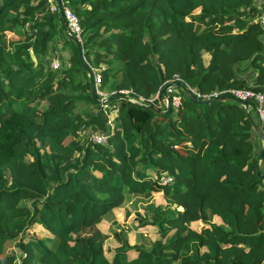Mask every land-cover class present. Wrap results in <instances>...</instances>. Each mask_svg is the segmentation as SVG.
<instances>
[{"label": "trees", "instance_id": "1", "mask_svg": "<svg viewBox=\"0 0 264 264\" xmlns=\"http://www.w3.org/2000/svg\"><path fill=\"white\" fill-rule=\"evenodd\" d=\"M59 4L79 17L88 71ZM260 16L256 0H0V264H263L254 102L179 91L178 108L152 109L177 79L199 98L264 92ZM248 69L251 80L238 75ZM95 73L109 96L130 89L152 102L95 103ZM128 201L124 227L114 211ZM110 236L119 244L106 248ZM14 238L19 254L2 257Z\"/></svg>", "mask_w": 264, "mask_h": 264}, {"label": "built area", "instance_id": "2", "mask_svg": "<svg viewBox=\"0 0 264 264\" xmlns=\"http://www.w3.org/2000/svg\"><path fill=\"white\" fill-rule=\"evenodd\" d=\"M63 13H64V18L66 20V25L69 28V31L76 36L77 39L80 40V33H81V25L79 21L78 15L73 11V9L69 6L62 7ZM52 9L55 11L58 8L56 7L55 4L52 5ZM262 18V24L264 27V17ZM60 65L59 58L52 57L50 58V66L53 68H57ZM177 77V76H176ZM95 78V92L100 96V98L104 99L109 96V94L100 89L98 87V84L100 83L101 79L98 73H95L94 75ZM178 80V79H177ZM231 93L239 97L240 99H244L246 101L252 100L254 102V107H255V112L257 114V121L259 122V125L261 126L262 131L264 132V92L261 91H255L254 89L251 88H235L230 90ZM132 90L130 89H121L120 93L126 94L127 97L132 101L133 103L141 104V105H148L152 102V97L145 98L140 95H135L131 93ZM159 93V92H158ZM158 93H156V97L158 96ZM111 95V94H110ZM169 95V100L172 105V110H175L178 108L180 104V97L178 95L177 91H174L173 88L169 89L168 92ZM218 95L217 91H213L209 94L203 95L202 97H216ZM158 107H161V109L166 108V99L164 97L159 98ZM105 116H106V124L107 126H112L113 125V117L114 113L113 111H108L104 110ZM89 139L93 142H105L107 140V131L100 130V129H95L92 132L89 133ZM164 182H169L171 181L170 176H165L163 179Z\"/></svg>", "mask_w": 264, "mask_h": 264}, {"label": "water", "instance_id": "3", "mask_svg": "<svg viewBox=\"0 0 264 264\" xmlns=\"http://www.w3.org/2000/svg\"><path fill=\"white\" fill-rule=\"evenodd\" d=\"M62 9H63L62 5L59 4L60 16H61L62 20L65 21L64 13H63ZM66 30L69 33V35L71 36V38L74 40V42H75V44L79 50V59H80V62L82 64L83 68L86 71H88L84 57L82 55L80 42L78 41L76 36L69 31V28L67 27V25H66ZM32 57H34L33 53H32ZM91 78L92 77L90 76V92H91L92 99L95 103L104 105V104L108 103L110 100H113L115 98H120V97L127 98V95L123 94V93L110 95L104 99L99 98L95 92V86H94V83H93ZM170 88H173V90L177 91V92H179V91L184 92L194 102L205 103V102H210V101H215V100H233V101H236V102L242 104L247 110L249 109V106H250L248 101H246L244 99H240L239 97H236L234 95H226V96H220V97H205V98L196 97L190 92L188 86L184 82H182L181 80H173V81H168L166 84H164L162 86L161 95H162V97H164L166 99V108L165 109H158L156 107H152V109L156 113L162 114V115H167L172 111V105H171V102L169 100V95H168ZM251 121H252L253 128L259 133V135L261 137L262 145H261V149H260V153H259L260 154L259 155V161H261L264 158V132L262 131L261 126L256 122V120L254 118L251 117ZM256 170H257L258 177L264 179V172L261 171L260 163H258Z\"/></svg>", "mask_w": 264, "mask_h": 264}, {"label": "rangeland", "instance_id": "4", "mask_svg": "<svg viewBox=\"0 0 264 264\" xmlns=\"http://www.w3.org/2000/svg\"><path fill=\"white\" fill-rule=\"evenodd\" d=\"M257 4L260 6V8H261L260 10L262 11L261 13L264 15V0H258ZM260 19L262 20V18H260ZM50 53L51 54H50L49 58L58 56L60 59V62L62 63V57L65 56V54H64V52H62V50L60 49V47L58 46V44L56 42L53 44L52 48H50ZM244 66H245V64H241L239 66V69L243 68ZM240 72L243 76L246 75V77L249 80H251L250 76L253 74V72L251 70L248 69V70L240 71ZM46 105H47V101H43L40 104L39 111L41 112L43 109H45ZM93 130H95V129L87 128L85 131L89 135V133L92 132ZM252 138L255 142H258V137L255 134L252 135ZM262 164H263V168H264V162ZM154 196L156 199H161L160 193H155ZM149 231L150 230H148L147 234H149L152 238H154L155 235L153 234V232H149ZM133 234L134 233H132V232L129 233V240H131V241H134V235ZM17 239L18 238H14V239L3 241L2 251H1L2 257L5 256L6 254H17V255L19 254V249L17 247ZM112 244L116 245L115 242H112Z\"/></svg>", "mask_w": 264, "mask_h": 264}, {"label": "crops", "instance_id": "5", "mask_svg": "<svg viewBox=\"0 0 264 264\" xmlns=\"http://www.w3.org/2000/svg\"><path fill=\"white\" fill-rule=\"evenodd\" d=\"M258 0H256V2H257ZM259 6V5H258ZM259 8H260V6H259ZM261 9V8H260ZM261 11V10H260ZM262 12V11H261ZM261 17H264V15L261 13ZM238 75L239 76H241V77H244L242 74H241V72H239L238 73ZM255 120H256V122L259 124V122L257 121L258 119L257 118H255ZM253 134H255L257 137H258V142H255L254 140V143H255V147H256V149L259 147V145L261 146L262 145V141H261V137H260V135H259V133L254 129V133ZM252 134V135H253ZM253 139V138H252ZM129 202L130 201H128V202H126V203H124L123 204V206H121V207H119L118 209H116L115 211H114V215H115V217H116V219L119 221V223L121 224V225H123L124 227H126V224H127V222L129 221V218H125V208H126V206L127 205H131V204H129ZM128 207H130V206H128ZM109 224H110V221L109 220H103V222H102V224H101V227L102 228H104V229H107L108 228V226H109ZM118 225V224H117ZM134 235V234H133ZM134 239H135V235H134ZM112 242H115L116 243V245H113L112 244ZM130 242L132 243V242H134V241H131L130 240ZM119 243L116 241V239L114 238V237H112V236H110V237H108L107 239H106V241H105V247L107 248V247H115V246H117Z\"/></svg>", "mask_w": 264, "mask_h": 264}]
</instances>
